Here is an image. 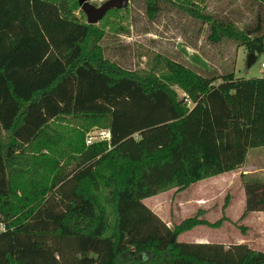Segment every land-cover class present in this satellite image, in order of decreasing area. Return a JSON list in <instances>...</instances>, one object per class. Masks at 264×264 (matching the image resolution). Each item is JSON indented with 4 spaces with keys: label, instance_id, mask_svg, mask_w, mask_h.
<instances>
[{
    "label": "trees",
    "instance_id": "1",
    "mask_svg": "<svg viewBox=\"0 0 264 264\" xmlns=\"http://www.w3.org/2000/svg\"><path fill=\"white\" fill-rule=\"evenodd\" d=\"M132 2L151 19L169 8L208 24L213 44L264 52V0L244 1L254 17L243 26L207 0ZM132 5L91 23L79 0H0V91L17 104L10 125L0 118V264H264L245 243L179 239L223 220L201 210L171 227L144 202L232 170L264 145V75L205 72L161 51L145 67L122 65L101 41L107 18L129 17ZM66 81L69 105L50 116L46 99ZM35 104L47 119L34 130ZM95 126L111 138L87 143ZM242 178L244 218L264 211V179Z\"/></svg>",
    "mask_w": 264,
    "mask_h": 264
},
{
    "label": "rangeland",
    "instance_id": "2",
    "mask_svg": "<svg viewBox=\"0 0 264 264\" xmlns=\"http://www.w3.org/2000/svg\"><path fill=\"white\" fill-rule=\"evenodd\" d=\"M100 5L105 0H90ZM245 0H207L208 8L213 12L232 14L241 19L240 25L250 21L254 17V11L246 8ZM132 11L127 16H109L105 22L107 35L101 41L105 47L106 54L113 60L131 69L145 67L149 55L161 51L175 54L187 63L196 66L202 71L215 69L216 72L234 71L236 76L253 77L262 76L261 53L253 64H249V54L246 47L238 45L233 40H224L219 44H213L207 39L208 24L199 22L192 17L178 12L174 9L165 8L156 19H151L141 3L132 2ZM116 25H121L123 30H115ZM130 29V31H129ZM70 80V78H69ZM68 80V81H69ZM64 82L57 90L46 99V111L53 115L54 105L67 108L69 105V82ZM182 93V91H180ZM5 97V101H3ZM2 99V100H1ZM17 110L16 101L13 97L4 95L0 91V118L4 127L10 125L13 115ZM27 125L34 123V130L40 127V123L47 118L43 116L40 107L36 104L29 110ZM43 111V110H42ZM52 122V119H51ZM32 127L22 128L21 137L29 135ZM108 128L92 127L87 131V138L94 134L99 139L100 131H107ZM27 131V132H26ZM28 138V136L26 137ZM88 143V142H87ZM191 189L177 191L175 188L165 190L157 197L150 198L148 204L153 210L171 227L183 217H187L192 211ZM179 201L181 202L179 205ZM147 204V203H146ZM0 223V230H1ZM216 235V234H215ZM181 241H191L188 235H181Z\"/></svg>",
    "mask_w": 264,
    "mask_h": 264
},
{
    "label": "crops",
    "instance_id": "3",
    "mask_svg": "<svg viewBox=\"0 0 264 264\" xmlns=\"http://www.w3.org/2000/svg\"><path fill=\"white\" fill-rule=\"evenodd\" d=\"M261 70L264 72V67ZM242 174H253L264 179V145L250 147L245 161L236 168L201 179L187 188L191 189L193 195L189 208L192 211L187 217L202 210V218L212 223L223 221L219 226L198 225L181 235H188L191 238L189 242H218L226 246L245 243L253 249L264 251V211H251L242 218L247 200ZM157 196L149 197L144 202L153 209L147 201ZM239 225L245 226L247 231L242 232Z\"/></svg>",
    "mask_w": 264,
    "mask_h": 264
},
{
    "label": "water",
    "instance_id": "4",
    "mask_svg": "<svg viewBox=\"0 0 264 264\" xmlns=\"http://www.w3.org/2000/svg\"><path fill=\"white\" fill-rule=\"evenodd\" d=\"M131 0H105L100 5H96L90 0H79L81 8L87 15V21L91 23H98L101 18L105 16L107 11L113 7H125L129 5ZM257 59L255 52L249 54V64H253Z\"/></svg>",
    "mask_w": 264,
    "mask_h": 264
},
{
    "label": "built area",
    "instance_id": "5",
    "mask_svg": "<svg viewBox=\"0 0 264 264\" xmlns=\"http://www.w3.org/2000/svg\"><path fill=\"white\" fill-rule=\"evenodd\" d=\"M262 64H263L262 66H264V63H262ZM100 134H102V135H100L99 139H97V136L96 135L94 136V134H91L87 138V142L88 143H92V142H94L96 140L110 139L111 138V132H110L109 129L106 132L105 131H100ZM1 225H2L1 226V230H5V225L3 223H1Z\"/></svg>",
    "mask_w": 264,
    "mask_h": 264
}]
</instances>
